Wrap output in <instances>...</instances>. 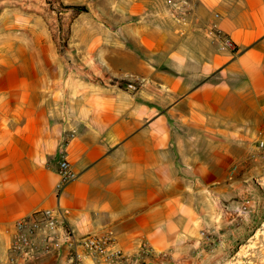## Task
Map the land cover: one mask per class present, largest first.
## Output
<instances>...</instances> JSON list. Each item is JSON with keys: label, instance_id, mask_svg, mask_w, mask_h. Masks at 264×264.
Masks as SVG:
<instances>
[{"label": "crops", "instance_id": "1", "mask_svg": "<svg viewBox=\"0 0 264 264\" xmlns=\"http://www.w3.org/2000/svg\"><path fill=\"white\" fill-rule=\"evenodd\" d=\"M112 1L111 45H70L105 83L81 63L59 79L52 45L0 44V264H74L66 250L34 262L11 252L19 220L57 208L79 235L112 232L132 258L121 264L191 252L209 194L223 191L216 168L264 139V0H188L186 27L165 0ZM62 155L77 179L57 194Z\"/></svg>", "mask_w": 264, "mask_h": 264}, {"label": "rangeland", "instance_id": "2", "mask_svg": "<svg viewBox=\"0 0 264 264\" xmlns=\"http://www.w3.org/2000/svg\"><path fill=\"white\" fill-rule=\"evenodd\" d=\"M112 0H0V44L52 45L46 50L61 75L79 73L87 80L105 83L107 75L94 60L80 62L70 45H111ZM167 12L170 14L168 6ZM53 54V55H52ZM86 65V66H85ZM75 68V69H73ZM60 84V85H59ZM58 89H63L62 83ZM264 139H247L246 146H232L228 168L217 169L213 186L223 191L209 194L213 209L200 212L196 248L181 256H167V264H264ZM209 191V190H208ZM252 197L253 209L244 214L243 203Z\"/></svg>", "mask_w": 264, "mask_h": 264}, {"label": "built area", "instance_id": "3", "mask_svg": "<svg viewBox=\"0 0 264 264\" xmlns=\"http://www.w3.org/2000/svg\"><path fill=\"white\" fill-rule=\"evenodd\" d=\"M169 12L175 23L181 27L188 25V18L195 9V4L188 0H165ZM209 36L220 39L225 48L235 50L232 41L226 37L223 32L213 26ZM184 35V31L181 32ZM129 89L135 90L136 87L130 83ZM72 133L71 138L74 137ZM67 145V141L62 145ZM264 148V141L260 143ZM59 182L56 185V193L60 194L69 184L77 179L72 165L62 155L59 161L58 169ZM242 212L247 214L250 209L255 212L256 202L252 197L245 199ZM68 210L60 208L54 210H45L33 218L21 219L16 223L15 235L11 246V252L14 254V260H24L34 262L51 252L66 250L70 260L77 264L83 259L96 255L108 264H121L127 260L132 263V258L127 257L123 250L118 247L117 239L112 232L103 235H79L67 222ZM167 253H161L155 260L157 264H167Z\"/></svg>", "mask_w": 264, "mask_h": 264}]
</instances>
